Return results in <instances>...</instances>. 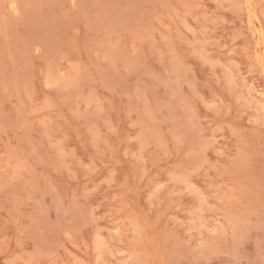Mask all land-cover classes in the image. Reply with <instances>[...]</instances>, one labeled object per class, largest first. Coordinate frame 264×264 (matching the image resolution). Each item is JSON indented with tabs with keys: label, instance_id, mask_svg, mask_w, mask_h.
I'll list each match as a JSON object with an SVG mask.
<instances>
[{
	"label": "rangeland",
	"instance_id": "374dc122",
	"mask_svg": "<svg viewBox=\"0 0 264 264\" xmlns=\"http://www.w3.org/2000/svg\"><path fill=\"white\" fill-rule=\"evenodd\" d=\"M0 0V264H264V0Z\"/></svg>",
	"mask_w": 264,
	"mask_h": 264
},
{
	"label": "bare ground",
	"instance_id": "6f19581e",
	"mask_svg": "<svg viewBox=\"0 0 264 264\" xmlns=\"http://www.w3.org/2000/svg\"><path fill=\"white\" fill-rule=\"evenodd\" d=\"M8 1V7L10 10L14 13H19L20 8L17 0H7Z\"/></svg>",
	"mask_w": 264,
	"mask_h": 264
}]
</instances>
